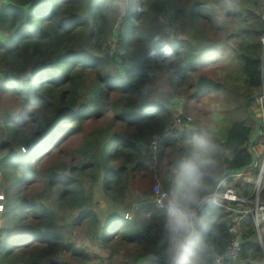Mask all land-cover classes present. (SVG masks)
I'll list each match as a JSON object with an SVG mask.
<instances>
[{
	"label": "trees",
	"instance_id": "1",
	"mask_svg": "<svg viewBox=\"0 0 264 264\" xmlns=\"http://www.w3.org/2000/svg\"><path fill=\"white\" fill-rule=\"evenodd\" d=\"M214 2L0 0V97L15 99L0 115L8 137L0 143V264H74L69 257L77 264H163L165 211L154 189L148 198H129L146 167L140 144L156 137L158 159L165 168L172 157L171 169L175 154L209 116L216 118L221 161L211 195L227 178L240 194L256 198V183L244 177L260 176L255 147L264 146V124L254 118L264 102V0H235L240 7L227 11L222 0ZM160 72L186 96L184 114L195 117L191 130L165 136L171 107L149 104L142 92ZM203 97V105L190 102ZM74 135L80 143L62 155ZM36 181L43 184L33 195ZM96 182L133 216L112 211L101 221L92 206ZM261 185L263 202L264 175ZM202 214L213 221L209 264H216L234 236L237 215L214 199ZM238 226L240 261L263 263L264 235L260 240L253 215H239ZM75 230L107 255L76 247L69 235Z\"/></svg>",
	"mask_w": 264,
	"mask_h": 264
},
{
	"label": "clouds",
	"instance_id": "2",
	"mask_svg": "<svg viewBox=\"0 0 264 264\" xmlns=\"http://www.w3.org/2000/svg\"><path fill=\"white\" fill-rule=\"evenodd\" d=\"M220 7L227 11L236 10L240 5L235 0H222ZM166 52L170 54L171 50L166 49ZM142 92L151 95L152 84H145ZM215 119V116H209L202 121L183 143L173 157L167 188L156 200L157 205L165 211L162 219L163 264H209V235L213 221L202 214V210L213 202L211 189L221 174L220 149L213 127ZM263 175L251 181L257 185L260 178L262 182ZM235 222L238 228L239 219ZM257 231L259 234L260 228ZM240 258L237 261L244 263Z\"/></svg>",
	"mask_w": 264,
	"mask_h": 264
},
{
	"label": "rangeland",
	"instance_id": "3",
	"mask_svg": "<svg viewBox=\"0 0 264 264\" xmlns=\"http://www.w3.org/2000/svg\"><path fill=\"white\" fill-rule=\"evenodd\" d=\"M4 1V0H2ZM217 0H215L214 5L218 6ZM115 23V22H114ZM114 48V47H113ZM264 58V56H263ZM213 73V72H212ZM206 97V96H205ZM200 100H192L190 101L192 105H203L204 98ZM264 100V99H263ZM15 99H13L12 95H3L0 97V115H2V111L7 105L10 106V104L14 103ZM147 101L149 104H153L158 101H162L171 107V111L173 113V120L169 124V128L166 131V136H170L173 134V131L175 129L180 130H191L193 125L195 123H192L195 121V117L193 114L185 113L184 107L187 104V98L186 96L178 92L176 90H172L168 79L167 74L164 72H160L157 75V79L155 82V85L153 86V92L151 95H147ZM209 103V102H208ZM2 109V111H1ZM183 115H186L185 117ZM254 118L259 126L264 124V102L262 101V105H260L259 108L255 110ZM68 140L65 142L64 150L62 151V155H69V153H72L73 148H75L81 140V137L79 135L74 136H68ZM156 137L148 138L144 142L140 144L141 149L144 151V159L146 163V167L144 169H141L139 172V177L135 183H132L130 186L129 191V198L131 200H134L135 197H144L148 198L147 191L151 189H155L157 185L160 186V188L165 191L164 187V181L166 178V172L170 170L169 166V160L172 158H166L164 163H167V167H163V163H161L158 159V152H157V143H156ZM8 137L4 134V132L1 129V123H0V143H7ZM13 149L15 151L18 150V145L16 143L13 144ZM21 150L24 151V148L21 147ZM255 153H256V163H262L264 160V146L258 144L255 147ZM46 153V152H42ZM55 153V152H54ZM1 158V154H0ZM54 161L53 155L50 157V159L45 163L50 164ZM249 178H253L252 172H246L245 174ZM143 179V180H141ZM141 180V181H140ZM251 180V179H250ZM5 181L4 177L0 175V213L3 209V205L5 203V193L1 191V187L4 186ZM38 184V186H37ZM42 182L36 181L35 186L31 189V194L36 195L38 190L42 187ZM35 187H38L35 189ZM92 188L95 189L92 206L97 214V217L101 221H105L108 216L112 215V211H117L121 214L123 212L126 213V215H129V217L133 216V212L128 213L124 210V206L115 203L113 200H111L110 197H108L105 193H103L102 190L98 188V183L96 182ZM156 191V190H155ZM252 201H256V198ZM136 206V205H135ZM253 209L254 204L252 202H249L248 205H243L242 209ZM1 214H0V226L4 225V221H1ZM239 219V215L237 216ZM239 231V227H238ZM72 238V242L75 244L76 247L87 249L90 253H100L103 256H106L108 251L103 250L101 246L92 240V238L88 235L83 233L82 231L75 230L74 232H71L69 234ZM264 235V225L260 227L259 231V239L262 240ZM70 261H72L74 264H77V261L73 258H68Z\"/></svg>",
	"mask_w": 264,
	"mask_h": 264
},
{
	"label": "built area",
	"instance_id": "4",
	"mask_svg": "<svg viewBox=\"0 0 264 264\" xmlns=\"http://www.w3.org/2000/svg\"><path fill=\"white\" fill-rule=\"evenodd\" d=\"M169 128V127H168ZM264 174V162L261 166L260 175L262 176ZM235 176H242V173L235 174ZM248 181H251L248 178H245ZM227 187V189H225ZM157 188H159V192L157 191ZM156 190V191H155ZM261 178L257 180V195H256V201H252L251 199L245 197L244 195L240 194L237 189L232 185H227V178L224 179V182L220 183L215 191L212 193V196L214 197V200L220 207H225L228 210L232 211L235 215L238 214H252L255 219V224L257 226V229L260 228V223L264 221V201L261 202L260 195H261ZM156 193L157 199H160L163 190L160 188L159 185H157L154 189ZM220 199H223L228 202L227 205L223 204ZM232 202H237L239 205H248L249 202H252L254 204L253 209H241V208H234L232 206ZM230 203V204H229ZM238 218L235 219L237 221ZM230 232L234 234L233 238L231 239L230 243L226 247L225 253L218 255L216 258L217 264H224V261L226 259H232L237 261L242 254L243 251V245L241 242V238L239 235V231L237 226L233 225L230 227Z\"/></svg>",
	"mask_w": 264,
	"mask_h": 264
},
{
	"label": "water",
	"instance_id": "5",
	"mask_svg": "<svg viewBox=\"0 0 264 264\" xmlns=\"http://www.w3.org/2000/svg\"><path fill=\"white\" fill-rule=\"evenodd\" d=\"M229 263H234V264H264V262L263 263H254L252 261H247V262H244V263H240V262L232 260V259H226L225 260V264H229Z\"/></svg>",
	"mask_w": 264,
	"mask_h": 264
},
{
	"label": "crops",
	"instance_id": "6",
	"mask_svg": "<svg viewBox=\"0 0 264 264\" xmlns=\"http://www.w3.org/2000/svg\"><path fill=\"white\" fill-rule=\"evenodd\" d=\"M246 178L253 180V178H249V177H247V176H246ZM247 181H248V180H247ZM146 263H147V262H144V264H146Z\"/></svg>",
	"mask_w": 264,
	"mask_h": 264
}]
</instances>
